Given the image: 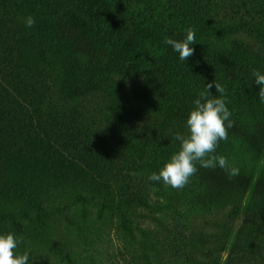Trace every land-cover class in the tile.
Masks as SVG:
<instances>
[{"label": "trees", "instance_id": "16d2710c", "mask_svg": "<svg viewBox=\"0 0 264 264\" xmlns=\"http://www.w3.org/2000/svg\"><path fill=\"white\" fill-rule=\"evenodd\" d=\"M189 28L184 63L163 41ZM257 70L264 0H0V232L29 241L32 264H102L114 240L118 264H264ZM213 80L233 126L211 155L238 174L197 164L182 189L150 182ZM143 122L147 147L128 150L120 135ZM223 210L205 231L198 217Z\"/></svg>", "mask_w": 264, "mask_h": 264}, {"label": "clouds", "instance_id": "9594fccd", "mask_svg": "<svg viewBox=\"0 0 264 264\" xmlns=\"http://www.w3.org/2000/svg\"><path fill=\"white\" fill-rule=\"evenodd\" d=\"M35 23V17L32 15L25 18L27 28L33 27ZM163 43L178 53L179 60L185 63L195 54L193 45L197 43L196 34L189 28L182 40L166 37ZM252 75V83L259 86V100L264 103V72L257 70ZM146 79V76L142 77V80ZM213 88L219 95L213 94ZM192 105L185 122L187 134L177 132L174 136L175 141L179 142V150L169 157L158 172L149 174L150 182H162L171 188L182 189L199 170L197 164L202 168L218 166L233 176L238 174L239 170L230 167L226 157L211 155L215 153L219 141L228 138V129L233 126L230 119L232 113L224 97V88L214 80L208 82L204 90L192 101ZM22 244L26 247L23 253L19 251ZM32 257L30 242L24 237L12 231L0 232V264H32Z\"/></svg>", "mask_w": 264, "mask_h": 264}, {"label": "rangeland", "instance_id": "374dc122", "mask_svg": "<svg viewBox=\"0 0 264 264\" xmlns=\"http://www.w3.org/2000/svg\"><path fill=\"white\" fill-rule=\"evenodd\" d=\"M93 108L95 109V111L97 112L98 115H99V114H102L101 111H103V113H104V112H109V113L114 112V111H110V107H109L108 105H103L101 111H99V109H100L99 107H93ZM85 116H86V115H85ZM85 116L81 117L84 123L88 122V119H87ZM94 120H96V119L94 118ZM90 123H92V122H91V119H90ZM141 124H142V125H140V126L138 127V129H136V130H131L130 132H125V133H122V134L120 135L123 144L126 146V148H128V150H132L133 146L136 145V144H139V145L142 146V147H147V142H146V141H148V139H147V138H148V136H147L148 133H147L146 130L142 129V127L145 126L146 123L143 122V123H141ZM238 147H239V146H238ZM239 148H240V147H239ZM236 149H237V146L235 147V150H236ZM133 155H135V154L133 153ZM243 156H246V153H244ZM134 157H135V156H134ZM245 162H246L247 164H250L248 160H246ZM263 163H264V156H263L262 159L257 163V168H256V172H255V177H257L258 174L260 173V171H261V169H262V166H263ZM139 185H140V184H139ZM244 203H245V202H244ZM224 212H225V210H223L220 214L215 213V214H213V215L200 216V217H198V220H199L200 224H202V225L204 226V230H205V231H210V230L212 229V226H211V223H210L209 221H210L211 219L215 218L214 216H219V217H220ZM243 213H244V211L242 210L239 219H238V220L236 221V223H235V225H236V226H235V230L238 229V226H239V224H240L241 221H242ZM106 246H107L108 248H107ZM116 247H117V244H116L115 240H114L113 243H109V244L105 245V247H101V249L103 250L102 252L104 253L102 259L104 260V262H105L106 264H118L120 261L122 262V259L120 258L119 255H117V257H116L117 259H116V258L114 259V257H112V258H108V256L110 255V253H114V256H116V255H115V252H114V250H113V249H115ZM118 247H119V246H118ZM227 254H228V251L225 252V253L223 254V260L226 258ZM104 262H103L102 264H105Z\"/></svg>", "mask_w": 264, "mask_h": 264}]
</instances>
